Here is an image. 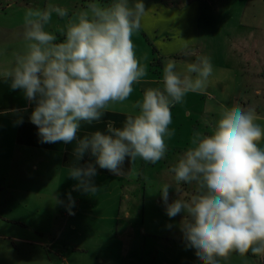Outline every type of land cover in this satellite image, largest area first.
I'll return each instance as SVG.
<instances>
[{"label": "clouds", "instance_id": "obj_1", "mask_svg": "<svg viewBox=\"0 0 264 264\" xmlns=\"http://www.w3.org/2000/svg\"><path fill=\"white\" fill-rule=\"evenodd\" d=\"M55 13L61 19L68 9L48 5L29 9L24 16L27 51L17 54L14 66L4 73L12 90H22L34 104L30 122L38 129L39 142L72 144L78 162L86 154L91 161L69 169L78 181L75 191H97V166L120 176L126 158L155 165L168 151L166 138L175 129L172 107L189 93H203L213 75L207 56L188 63L184 73L175 60L163 67V89L149 88L133 104L137 114L128 115L122 127L108 122L106 132L81 138L82 123L99 122L110 105L123 104L134 85L146 76L132 40L145 13L143 0H112L101 6L92 0L69 18L63 42L46 30ZM15 111V110H13ZM22 119L17 123H22ZM264 126L255 110L236 104L224 108L210 133L194 131L189 148L170 169L175 181L197 185L190 199L169 202L170 185L160 189L166 215L183 213L178 227L186 249H193L201 264H222L232 254L264 257ZM70 215L75 201L67 194ZM172 228L173 224H168Z\"/></svg>", "mask_w": 264, "mask_h": 264}, {"label": "crops", "instance_id": "obj_2", "mask_svg": "<svg viewBox=\"0 0 264 264\" xmlns=\"http://www.w3.org/2000/svg\"><path fill=\"white\" fill-rule=\"evenodd\" d=\"M63 1L67 0H0V264H169V257L167 260L163 256L168 255L167 252L159 251L160 248L154 244L157 240L156 245L164 247V242H167L169 246L170 239H174L172 237L177 233L175 230L173 236L169 234V217L163 212L158 214L162 217L156 221L154 213L150 212L154 204L162 205L163 201L160 197L153 204L148 195L158 192L159 196L162 186L168 184L165 180H153L150 168L157 169L156 165L145 163L139 157L133 162L126 158L120 176L97 166L94 177L97 191H75L74 186L78 181L68 176L69 169L79 166V163H95V157L86 154L78 162L72 155L75 141L72 144L40 143L38 129L30 122L35 105L29 104L22 90H12L10 80L4 75L14 66L15 56L27 51L23 20L29 9L44 10L50 4L75 9L72 13L68 10V16L64 19L53 13L50 24L46 26V30L55 34L56 42L60 43L65 38L63 33L69 18L92 2L74 0L66 7L58 4ZM109 1L96 0L102 4H110ZM214 1L143 0L145 13L140 18L139 30L134 32L132 38L144 46L141 52L137 45L136 56L147 74L133 86L134 91L128 101L110 105L99 122L82 123L78 134L81 138L95 131L106 132L110 121L115 127H122L128 115L137 114L138 109H134L133 104L142 99L146 89L162 90L163 67L173 57L181 55V58H185L181 51L187 47L186 37L190 36L187 33L194 36L193 48L203 44L207 49V41L216 48L211 36L212 33L217 34L212 29L216 18L211 12V5L215 7ZM236 1L229 0L231 3ZM239 1L244 3L245 8V4L249 5L252 0ZM129 2L131 5L134 0ZM15 5L17 9L10 13L9 10ZM253 14L256 15L255 12ZM223 33L228 44L222 45L220 51L215 50L210 60L221 59L224 55L225 68L234 73L235 89L228 94L230 107L240 104L254 109L257 122L264 126V52L261 56V48L257 45V42L264 41V27L240 24ZM222 51L224 54L221 55ZM250 52L254 55L252 60L262 67L254 75L244 74L243 67L251 63ZM239 64L242 65L245 79L242 77L240 80ZM184 65H187L186 62ZM157 66L160 67L158 70ZM254 80L260 81L259 88L253 89ZM239 82L240 85L236 86ZM204 93L195 95L203 96ZM208 93L211 94L210 99L218 100L217 92ZM254 97L255 100L259 99L258 103H252ZM177 106L172 107V113ZM210 111L216 121L217 111ZM21 119L23 122L17 123ZM190 140L183 139L181 145L189 148ZM178 145L172 140L167 143V161L163 160V163L168 170L183 154V148L171 152L170 148ZM260 146L264 148V143ZM143 174L146 176L144 180L141 178ZM189 185L180 183L175 190L171 186L169 201L190 199L191 196H183L187 194ZM140 189L141 203L138 199ZM121 190H125L124 194H121ZM117 191L125 202L116 194ZM69 192L75 201L72 208L74 215L67 210ZM106 227V230L111 228L110 231L113 228L114 232L104 241ZM222 264H264V257L250 253L241 257L234 253L230 260L222 261Z\"/></svg>", "mask_w": 264, "mask_h": 264}, {"label": "rangeland", "instance_id": "obj_3", "mask_svg": "<svg viewBox=\"0 0 264 264\" xmlns=\"http://www.w3.org/2000/svg\"><path fill=\"white\" fill-rule=\"evenodd\" d=\"M63 2L64 3L59 2L58 4L68 7L70 4L74 2V0H67ZM109 2L111 4L112 0H110ZM213 3L215 4V7L211 5V12L212 11L214 12V15L216 16V18L213 17L215 18L214 19L215 21L212 23V29H215L217 34L215 35L212 33L211 36L214 38L216 48L210 45L208 41L206 42L207 49H205V45L203 44H199L196 48H193L194 36L190 33H187V35H190L186 37L187 47L181 51L183 57L185 58H181V55L179 57H173V60H175V58L177 59L181 58L180 60H175V61L178 63L177 69L179 71H182L183 73L186 70V65H184L185 62L186 64L194 63L196 62L195 60H197V57H200V56H207L210 58L211 56H213L212 54L216 52L218 49L220 51V48L222 45L225 46V43L228 44V42H226V36L223 32L229 31L232 28H237L240 24L247 25V26L264 27V0H252L249 3V5L245 4V8L243 7L244 3L239 0L236 2H232V3L229 2V0H224V2L223 0H215ZM98 4L103 5V6L110 5L109 3H106V4L98 3ZM15 9H17L16 5L13 6V8L9 10V12L11 13V11H14ZM68 10L71 13L75 12V9H72V10L68 9ZM253 12H255L256 14L255 16ZM205 20H208V19H203V21ZM132 40L135 46V52L137 51V45H139L138 49H140L142 52L144 49V46L143 47L140 46V43L137 41V39L132 38ZM263 42H264L263 40L257 42V45L259 46V48H261V51H260L261 56H262V51L264 52V50H262V48H264V46H262ZM151 51H152V48H151ZM251 53L252 52L249 53V58L251 62L250 65L248 67H243V68L245 70L244 74L254 75L257 72H259L262 69V67L257 65L254 62V60H252V57L254 55L253 53L252 54ZM222 54H224L223 51L221 52V55ZM224 58H225L224 55H222L221 59L215 58V60L213 59L211 61L214 71H213L212 77H210V81L205 90V93L202 94L203 96L195 95V93L191 94V92H189L185 96L184 102L182 104H178L175 112L172 113L173 122L169 126V128L170 130L175 129V134L171 139L166 138V143H168L169 140H172L173 143L180 144V145H178V147L172 146L170 148L171 152H174L175 150H179L183 148L182 153H184L187 147H185L186 145H181V141L183 139L190 140L192 137V133L197 130L204 132V133H210L213 126L220 118V114L224 110V108H227L226 106H229V107L231 106L228 94L232 93V91L235 89V85H233L234 73L232 71H229L227 68H225V62L223 61ZM239 65L240 67H238V70L240 73L239 77L241 80L242 77L244 78V76H243V71H242V65L241 64ZM159 68H160L159 66L156 67L157 70ZM213 81H216L215 84H213ZM254 83L255 84L253 86V89L255 87L256 88L260 87L259 80H254ZM239 85H240V82L236 86H239ZM250 91H252V89H250ZM208 92H217L218 100L215 101L213 99H210L211 94H209ZM252 101L251 102L255 104L259 102V99L255 100V97H254ZM262 101L264 102V97L262 98ZM210 110L217 111L216 121H215V117H213V114L210 113L212 112ZM262 110H263L262 112H264V107ZM172 159H171V162H172ZM163 160H166V155L164 159H162L161 161L157 162V164H155L157 169L150 168V172H153L152 178L154 181H158V180L167 181L168 185L173 186L172 189L175 190L176 188L180 187V183H177L175 181L174 173H172L170 170H168V168L164 166L165 164L163 163ZM145 177H146L145 174H143V177L141 178L144 180ZM189 186L190 188L188 189L187 194L184 193L183 196H186V195L192 196L193 194H195V192L198 191L197 185L195 183L190 184ZM121 191H122L121 194H124L125 190H121ZM116 194L120 196L118 191ZM103 197H105V195ZM120 197L123 199L122 195ZM160 197H161L160 195L158 196V192H153L151 196L148 195L149 200L153 201V204H154V201ZM138 199H139V202L141 203V200H142V190L141 189L138 195ZM123 202H125L124 199H123ZM147 208H149L148 205H147ZM153 208H154L153 210L151 211L148 210V211L154 213L155 221L157 218L162 217L161 215H158V214H161L163 212L166 215L163 204L162 205L154 204ZM109 212L110 211L106 212V214H108ZM149 217L150 216H148V219ZM166 217L168 216L166 215ZM182 218H183V213H181L175 218H171V219L169 218L168 224H173L172 228H167L169 234L173 236L172 234H174L175 230L177 232L176 235L172 237L174 239H170L169 246L167 242H164V247H162L163 245H156L157 240H155L154 244L155 246H158L160 248L159 251L167 252L168 255L164 254L163 256L165 259L169 257V264H201V261L195 256L194 250L186 249L185 247L182 233L180 232L179 227H178ZM109 221H112V220H109ZM164 221H167V219ZM112 223L113 222H111V224ZM155 225H159V224L155 223ZM106 229L107 227L105 228V230ZM109 229L103 232L105 233L103 235L104 241L107 240V238L114 232L113 228L111 231ZM166 244L168 247L165 248Z\"/></svg>", "mask_w": 264, "mask_h": 264}]
</instances>
